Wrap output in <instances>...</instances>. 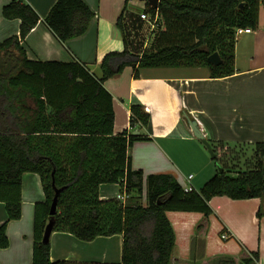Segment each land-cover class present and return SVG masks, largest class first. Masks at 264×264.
I'll list each match as a JSON object with an SVG mask.
<instances>
[{
    "label": "trees",
    "instance_id": "obj_1",
    "mask_svg": "<svg viewBox=\"0 0 264 264\" xmlns=\"http://www.w3.org/2000/svg\"><path fill=\"white\" fill-rule=\"evenodd\" d=\"M127 1L116 22L124 39ZM261 7L264 0H159L157 8L145 2L144 13L152 19L157 15L161 25L153 43L132 53L124 40L122 51L103 56L97 78L78 61L28 59L21 42L40 17L24 0L5 4L2 17L20 25L17 35L0 42V202L7 215L0 224V249L9 246L7 224L21 217L22 175L31 172L40 177L45 197L34 206L32 264H107L51 261L50 242L42 241L50 219L52 232L85 242L121 235V262L116 264H210L217 259L216 264H258L259 252L240 246L229 253L208 252L201 260L192 259L187 248L175 255L178 238L169 215L195 214L190 235L207 237L216 218L209 205L213 197L264 198V142L230 146L219 155L224 144L208 141L212 160L220 165L199 190L186 191L170 174L144 176L132 168L130 149L137 141L151 140L133 134L147 128L150 115L142 105H130L129 128L115 133L113 98L104 83L127 67L134 78L139 69L165 67H205L210 78L228 77L235 72L236 30H256ZM94 17L83 0H57L44 24L65 43L82 36ZM215 52L222 60L218 66L208 61ZM102 184L118 185L119 198L100 199ZM54 187L62 190L51 217ZM263 215L258 209L256 217ZM225 232H218L224 244L233 239L224 240Z\"/></svg>",
    "mask_w": 264,
    "mask_h": 264
},
{
    "label": "crops",
    "instance_id": "obj_2",
    "mask_svg": "<svg viewBox=\"0 0 264 264\" xmlns=\"http://www.w3.org/2000/svg\"><path fill=\"white\" fill-rule=\"evenodd\" d=\"M10 1L0 0V42L19 33L20 21L6 20L1 14L2 7ZM24 1L40 17L38 24L21 42L27 58L78 61L86 64L97 78L101 76L99 64L105 54L122 51L124 40L132 53H139L149 46L146 39L142 40L140 36L145 26L150 32L156 28L158 31L161 29L158 17L154 26L150 20L141 19L145 2H129L130 11L124 13L123 24L125 28L129 26L133 35L138 32L140 36L139 42L132 45L133 40L130 37L124 39L116 25L125 0H83L95 13V17L82 36L60 43L44 24V18L57 0ZM147 15L153 20L150 14ZM259 20L260 11L258 28L242 34V37H236L235 72L228 77L210 78L209 70L202 67L205 70L196 68L182 72L174 68H142L138 70L139 77L134 78L132 69L127 67L117 77L105 81L104 87L113 98L115 133L129 128L130 105H142L150 115L147 128L138 130V134H146L151 140L137 141L130 149L133 169L142 170L144 176L170 174L183 188L190 186L199 190L214 175L215 170L206 171L195 182L196 176L192 170L209 169L210 166L207 164L206 148L201 140L194 137L187 118L197 122L206 140L224 144L223 149H218L219 155L230 146L264 142V23L261 24ZM189 175L192 178L187 180ZM99 197L102 200L119 198L118 185H100ZM223 197H213L209 201L216 215V218H211V229H215V237L210 246L198 240L199 237L190 235L198 220L195 214L169 215L178 238L174 252L177 248H187L191 258H195L197 253L206 255L208 252H216L223 242L218 232L225 228L226 232L221 237L225 236L224 240L232 237L234 241L231 248L223 244L227 249L244 247L249 251H258V264H264V215L260 219L256 217L258 209L264 212V198L242 200L246 201L248 219L245 244L242 230L237 229V216L241 213L234 210L230 215L223 213L225 205L235 206L230 200H225L229 198ZM21 199L20 219L7 224L9 246L0 249V264H32L34 206L45 199L37 174L23 173ZM6 220L5 206L0 202V224ZM49 242L50 260L53 262H121V235L97 237L91 242H85L68 233L52 232Z\"/></svg>",
    "mask_w": 264,
    "mask_h": 264
},
{
    "label": "rangeland",
    "instance_id": "obj_3",
    "mask_svg": "<svg viewBox=\"0 0 264 264\" xmlns=\"http://www.w3.org/2000/svg\"><path fill=\"white\" fill-rule=\"evenodd\" d=\"M129 2L130 3L133 2V4H135V3L139 4L140 3V1H138V0H128L127 1V6H126V11H128L130 9V7H129L130 5L128 4ZM125 20H126V23H128L127 22V19H125ZM259 21H260L261 24L264 23V7H261V9H260V20ZM149 22L152 25V20H150ZM157 32H158V28H156L154 31L150 32L149 31V28L146 25L143 33H140L141 34L140 36H142V40H145L146 39V41H145L146 44H148L149 46H151V44L153 43V40H154L155 36L157 35ZM125 34H126V37H130L133 40L132 45L134 43L139 42V39H140L139 33L137 32L135 35H133L132 34V30H130L129 26H127V28H125ZM132 36H133V38H132ZM239 36L242 37L243 35H239ZM138 45H139V43H138ZM247 55H248V57H250L249 56L250 54L248 52H247ZM165 68H168V67H165ZM171 68H174V67H171ZM196 68H200L201 70H205L202 67H175L174 70H177V72H182V71H187V70H191V69L194 70ZM205 150L207 152V156L209 157L208 158L206 156V158H207V160L209 162L207 164H209L210 167H209V169L208 168L207 169L206 168L205 169L204 168L203 169H201V168L193 169L192 171H193V173L196 176L195 182L198 181V180H200L202 178V176L204 174H206V171H210V170L213 171V170L216 169L215 168L216 166H219L220 165L219 162H217L215 164V162L210 158L211 155L208 153L207 149H205ZM197 167H199V166H197ZM241 167L244 169V166L241 165ZM223 198H227V197H223ZM225 200H230L231 202H233L232 204H234L235 206H231V205L226 206L225 205L224 208H223L224 209L223 210V213L226 212V215H230V212L232 210H234V212H240L241 213V214H239V216H237V218L239 220V227L237 229H239V231L242 230L241 232H243V234H244L243 235V237H244V243L246 244V222L248 220V219H246V201H242V200H231V199H225ZM214 231H215L214 228L213 229L210 228V231H209L210 234L207 235V237H199L198 240L204 241V242H206L207 246H210L212 244V242H214L213 241L214 240V237H215ZM224 242L225 241H223V242L220 243V249L218 251L219 252L229 253L230 250L227 249L225 247V245H223ZM233 242L234 241L226 242V245H229L230 248H231L233 246ZM179 253H180V250L177 248V251H176L175 255H178ZM196 253H197V251H196ZM205 256L206 255H204L202 253L201 254L197 253L196 256H195V258H192V259H194V260H201ZM223 259H225V260H227L229 262V259L228 258H223ZM218 260L219 259H217L216 261H214L213 263H210V264H216V262ZM237 261L240 262L241 261V257H238L237 258Z\"/></svg>",
    "mask_w": 264,
    "mask_h": 264
},
{
    "label": "water",
    "instance_id": "obj_4",
    "mask_svg": "<svg viewBox=\"0 0 264 264\" xmlns=\"http://www.w3.org/2000/svg\"><path fill=\"white\" fill-rule=\"evenodd\" d=\"M138 1L147 2L153 8H157L158 2H159V0H138ZM208 61H209L210 64H212L214 66L220 65L221 62H222V60H221V58H220V56L218 55L217 52L211 54L208 57ZM187 122H188V125H189L194 137L199 139V140H201L202 144L206 147L208 153L211 155V158H214L215 154L212 151V148H211L208 140H206L204 134L202 133L200 128H198L197 122L195 120H190L188 118H187ZM133 134H138V130H135L133 132ZM218 171H219V173H221L222 172V168L219 167ZM61 190L62 189H57V188L54 187V197H53V200H52V203H51V206H50V211H49V215L51 217H53L56 214L57 200H58V196H59ZM52 227H53V220L50 219L48 221V223L46 224V226H45V230H44L43 238H42L43 243H48L49 242L50 235L52 233Z\"/></svg>",
    "mask_w": 264,
    "mask_h": 264
},
{
    "label": "built area",
    "instance_id": "obj_5",
    "mask_svg": "<svg viewBox=\"0 0 264 264\" xmlns=\"http://www.w3.org/2000/svg\"><path fill=\"white\" fill-rule=\"evenodd\" d=\"M141 19H147V20H151L150 17L145 14L144 12L140 14ZM156 20H157V15L154 16L153 20H152V25L154 26L156 24ZM251 29L249 28H239L236 30V36L242 35L244 33H250ZM192 178V175H189L187 177V180H190ZM186 191H190L192 189V187L188 186L184 188ZM222 238H225V236H222Z\"/></svg>",
    "mask_w": 264,
    "mask_h": 264
}]
</instances>
